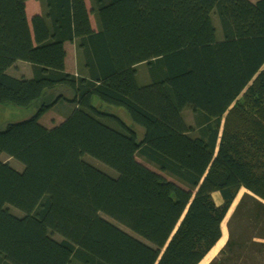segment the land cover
<instances>
[{"label": "trees", "instance_id": "trees-1", "mask_svg": "<svg viewBox=\"0 0 264 264\" xmlns=\"http://www.w3.org/2000/svg\"><path fill=\"white\" fill-rule=\"evenodd\" d=\"M36 1L0 0V264H198L242 188L209 264H264V0Z\"/></svg>", "mask_w": 264, "mask_h": 264}, {"label": "rangeland", "instance_id": "rangeland-1", "mask_svg": "<svg viewBox=\"0 0 264 264\" xmlns=\"http://www.w3.org/2000/svg\"><path fill=\"white\" fill-rule=\"evenodd\" d=\"M86 3H87V5H89V0H86ZM32 4L35 5L34 0H30V2L27 4L28 8L31 9V5ZM33 7H35V6H33ZM91 20L93 22V18L92 17H91ZM212 24H213V26L216 29L217 28L219 29V27H218L219 25H218V23L216 21V18L214 16H212ZM66 49H67V60L65 59L66 60V63H65L66 70L68 71V69H72V71H70V72L75 73L76 72V71H74V69H75L74 68L75 67V56H74V50H73L74 46H73V44L68 42L66 44ZM148 75L149 74L147 72V66L145 64H141L139 66L137 65L135 67H129L127 69H124L121 72V76L123 78V83H124V86H125L126 90H131V89L135 88L137 85H141V84L149 81V76ZM60 92H62L66 96H70L71 95L70 92L64 87H62L60 89ZM107 110L115 112L116 115H118L124 122L129 123V116L125 112V110L123 108H120V107H108ZM184 111H185V118L187 120L191 121L192 112H191L190 108H188V109H186ZM7 114H8V109L5 106H1L0 107V117H1L0 120L3 121V122L6 121L5 118L7 117ZM54 115H55V117H53L54 119L50 120V118L52 116H54ZM56 117H57V113L55 111H53V110H50L43 116L42 119L44 120L45 123L50 124L49 123L50 121H54L55 122L57 120V119H55ZM0 157L3 158V159H6V158L8 159V157L6 155H4V154H3V156H0ZM9 161L13 162L11 159ZM12 164L15 165L16 167L17 166L21 167V163L18 162V161L13 162ZM166 176L169 179L176 180L172 175H166ZM245 192H247V190L244 189V188L239 190V192L236 195L234 201L232 202L229 210L227 211L224 219L221 222V234L224 232V234L226 235V238H225V241H224L223 245L225 244V242H226V240L228 238V235H229V233H228V220H229L232 212L234 211L239 199L241 198V196ZM213 197H214L216 203H220V196H219V194L217 192H215L213 194ZM242 217L244 218V214H243ZM257 230L258 229L256 227L255 228H251L248 233L257 232ZM256 241L264 243V239H260V238H257V237H256ZM223 245H221V247L218 249L216 254L208 261L207 264H209L213 259H215L217 257V255H218L220 249L223 247ZM260 256H262V255H260ZM254 260H259V258L257 259V257H255Z\"/></svg>", "mask_w": 264, "mask_h": 264}, {"label": "crops", "instance_id": "crops-1", "mask_svg": "<svg viewBox=\"0 0 264 264\" xmlns=\"http://www.w3.org/2000/svg\"><path fill=\"white\" fill-rule=\"evenodd\" d=\"M29 2H30V0H27V2H26V10H27V13H28L29 16L32 15V14H34V13H39V12L41 11V5H40V3H39L38 1L34 0L35 5L32 4V5H31V9L28 8V5H27ZM33 6H35V7H33ZM67 43H68V42L65 43V48H66V44H67ZM73 50H74V49H73ZM65 59L67 60V49H66V57H65ZM66 60H65V63H66ZM140 65H141V64H140ZM138 66H139V65H138ZM24 67L28 69V66L24 65ZM25 68H22V69L26 71ZM74 68H75L74 71H76V64H75V67H74ZM65 69H66V65H65ZM66 71H67V70H66ZM68 71L70 72V71H72V69H68ZM16 72H17V71H16ZM52 107H53V108H52L51 110L55 109L54 106H52ZM48 111H50V110H48ZM44 114H45V113H44ZM44 114L41 116V118H40L41 120H40V119H39V120H40L42 123H44V124L47 125V123H45L44 120L42 119L43 116H44ZM53 117H55V115L52 116V117L50 118V120H53V119H54ZM55 119H57L56 122H58V121L61 119V115L57 114V117H56ZM129 123H130V119H129Z\"/></svg>", "mask_w": 264, "mask_h": 264}, {"label": "bare ground", "instance_id": "bare-ground-1", "mask_svg": "<svg viewBox=\"0 0 264 264\" xmlns=\"http://www.w3.org/2000/svg\"><path fill=\"white\" fill-rule=\"evenodd\" d=\"M225 238L226 235L223 232L219 240L214 244V246L209 250V252L203 257V259L198 264H207L208 261L216 254L221 245H223Z\"/></svg>", "mask_w": 264, "mask_h": 264}]
</instances>
